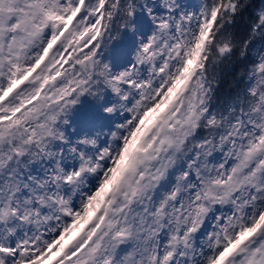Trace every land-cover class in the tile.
<instances>
[{
	"label": "snow or ice",
	"instance_id": "obj_1",
	"mask_svg": "<svg viewBox=\"0 0 264 264\" xmlns=\"http://www.w3.org/2000/svg\"><path fill=\"white\" fill-rule=\"evenodd\" d=\"M0 264H264V0H0Z\"/></svg>",
	"mask_w": 264,
	"mask_h": 264
}]
</instances>
